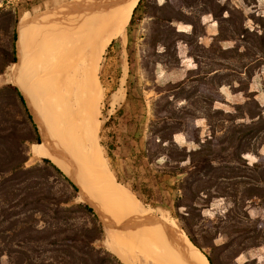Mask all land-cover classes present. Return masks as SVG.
Wrapping results in <instances>:
<instances>
[{
  "label": "rangeland",
  "instance_id": "obj_1",
  "mask_svg": "<svg viewBox=\"0 0 264 264\" xmlns=\"http://www.w3.org/2000/svg\"><path fill=\"white\" fill-rule=\"evenodd\" d=\"M5 1L9 4L5 11L11 10L17 14L16 31L20 24L27 25L34 18L49 15L53 10L59 13L55 20L61 24L72 11L66 7L70 0ZM163 1L143 0L133 12L136 4L124 37L113 39L99 59L97 88L101 100L96 138L100 154L115 182L127 190L138 205L155 217L174 222L193 244L182 223L172 217L183 216L200 252L204 257H209L213 264H264V202L256 196L242 201L244 191L264 194V185L258 191L254 185L251 186V180H248L251 181L249 186L240 183L247 181L244 178L230 181L219 179L217 183L221 187H232L228 190L230 194L234 193L233 190L238 192L237 199L220 193L212 185L210 191L217 196L211 199L210 204H191L189 208L181 206L175 210L171 206L174 199L171 186L175 178L167 174L171 168L165 165V161H168L165 148L168 146L167 142L161 144L158 138H169L172 129H179L172 136L179 147L194 151L210 143L211 148L216 149L218 140H227V136H230L229 127L239 126L244 132L242 125L264 119V16L261 17L257 10L250 7L244 11L238 8L241 0H182L189 14L175 13L165 4L158 5ZM243 1L248 6L252 2ZM202 14H211L219 30L218 36L206 47L197 39L203 34L199 24ZM172 21L189 23L191 32H177ZM8 22L4 12H0V69H3L0 90L18 89L11 82L10 69L15 63L3 58L5 51L11 53V28H5L9 26ZM224 39L229 42L221 44L220 41ZM177 41L184 42L189 48L190 58L184 68L179 67L175 50ZM63 66L64 62L56 66L60 77ZM23 79L26 84L30 83L27 85L31 86L33 94H41L46 89L42 87L37 90L28 75ZM8 95L13 97L12 93ZM1 105L2 100L0 134L1 129H9L5 124L6 119L18 120L13 102L8 106V116L1 112ZM213 109L230 113L231 120L225 118L222 121L224 117L214 115ZM32 137L35 138L33 132ZM246 139L242 145L249 146L252 151L241 154L242 159L249 165L257 162L264 166V123L248 132ZM1 142L0 150L9 146ZM31 144L35 143L24 144L28 152L25 167L45 159L37 154L35 146L30 151ZM224 165L212 164L210 182L213 183V177L219 174L247 173L246 170L223 169ZM76 202L90 207L79 199V193ZM90 208L104 227V234L96 246L105 249L122 264V260L111 250L110 234L126 248L128 243H132L126 238H138L137 249H134L137 255H127L131 264H191L179 254L167 225L156 223L147 226L144 223L141 228L140 221L114 218L113 225L106 227L100 215ZM151 241H156V246ZM140 250L143 252L138 253ZM0 264H10L7 256L0 257Z\"/></svg>",
  "mask_w": 264,
  "mask_h": 264
},
{
  "label": "bare ground",
  "instance_id": "obj_2",
  "mask_svg": "<svg viewBox=\"0 0 264 264\" xmlns=\"http://www.w3.org/2000/svg\"><path fill=\"white\" fill-rule=\"evenodd\" d=\"M138 1L70 0L66 7L72 11L66 21L62 20L65 23L56 22L59 13L53 10L27 25L20 24L16 40L17 61L11 68V80L24 95L37 127L41 139L35 146L37 154L49 159L74 181L79 198L100 215L106 227L113 225L114 218L140 221L141 228L144 223L147 226L165 224L180 255L191 264H209L201 250L190 243L174 222L155 217L115 182L100 154L96 138L101 100L97 66L110 42L124 37ZM60 62H64L61 77L56 67ZM27 75L37 90L46 87L45 91L33 94L31 86L28 87L30 83L27 85L23 79ZM110 236L113 253L124 264H131L127 255H137L134 249H137L138 238H126L132 242L126 248L113 234Z\"/></svg>",
  "mask_w": 264,
  "mask_h": 264
},
{
  "label": "trees",
  "instance_id": "obj_3",
  "mask_svg": "<svg viewBox=\"0 0 264 264\" xmlns=\"http://www.w3.org/2000/svg\"><path fill=\"white\" fill-rule=\"evenodd\" d=\"M0 2V12H4L9 21V26L5 28H11V53L5 51L3 58L9 63H16L18 17L14 11H5L9 7L5 0ZM142 2L143 0L138 1L133 12ZM163 4L175 13L178 12L167 0H164ZM2 71L1 68L0 74ZM10 93L13 97H8ZM0 100L3 114L8 116V106L13 102L18 117V120L6 119L5 124L10 129V134L6 132L9 130L7 128L1 129L0 134V142L5 146L9 145L0 150V257L7 256L10 264H122L105 249L96 246L104 234V227L90 207L76 202L79 190L64 172L46 158L31 167L24 166L28 160L24 144L35 143L29 148L32 151L41 139L20 91L17 88L2 89ZM213 113L223 116L222 121H225V118L231 120L232 117L230 113L217 109H213ZM262 123L264 119L250 125H242L245 133L239 126L229 127L230 136H227V140H218L219 146L216 149L211 148L210 143L203 144L194 151L179 147L172 137L180 131L179 129H172L169 138L158 136L161 144L167 142L165 151L168 161H165V165L171 168L167 174L175 178L171 186L174 193L171 206L178 210L181 206L189 208L191 204H210L211 199L217 196L212 195L210 191L212 185H215L220 193L237 199L238 192L233 190L234 193L230 194L228 190L232 187H221V184L217 183L219 179L230 181L244 178L247 181L240 183L250 186L252 181V187L254 185L257 190L262 189L264 166L257 162L249 165L241 157V154L252 151L249 146L242 145L247 140L248 132ZM32 132L35 138L32 137ZM213 163H225L223 169H240L246 170L247 173L215 175L212 183L209 170L212 169ZM181 165L183 167H180ZM250 196H256L264 202V194L251 191H244L242 201ZM172 217L182 223L191 242L199 249L184 217ZM205 257L209 264H213L209 257Z\"/></svg>",
  "mask_w": 264,
  "mask_h": 264
},
{
  "label": "crops",
  "instance_id": "obj_4",
  "mask_svg": "<svg viewBox=\"0 0 264 264\" xmlns=\"http://www.w3.org/2000/svg\"><path fill=\"white\" fill-rule=\"evenodd\" d=\"M167 2L175 11L182 12L184 14H189V11H188L189 9H186L182 0H167ZM161 4L163 3H158V5H161ZM249 7L254 10H257L260 13L259 15L261 17L264 16V0H252L249 6L245 4L243 0H241L240 5H238V8H240L243 11L245 10V8L248 9ZM171 24L175 28V30L179 33L186 34L188 32H191L192 30V27L190 26V24H187V23L172 21ZM199 24L203 29V34L199 36L197 39L199 43L204 45L205 47L209 46L219 34L218 33L219 32L218 23L217 21L214 20L211 14H202L199 16ZM227 42H229V40L227 39L220 41L221 44L227 43ZM175 50H176L177 58L179 60V67L184 68L185 63L190 58L189 48L184 42L177 41Z\"/></svg>",
  "mask_w": 264,
  "mask_h": 264
}]
</instances>
